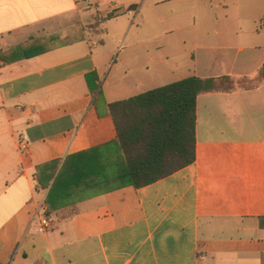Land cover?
Wrapping results in <instances>:
<instances>
[{
  "label": "crops",
  "instance_id": "1",
  "mask_svg": "<svg viewBox=\"0 0 264 264\" xmlns=\"http://www.w3.org/2000/svg\"><path fill=\"white\" fill-rule=\"evenodd\" d=\"M2 50L0 264H264V0H0ZM190 77L235 88L137 189L108 105Z\"/></svg>",
  "mask_w": 264,
  "mask_h": 264
},
{
  "label": "trees",
  "instance_id": "2",
  "mask_svg": "<svg viewBox=\"0 0 264 264\" xmlns=\"http://www.w3.org/2000/svg\"><path fill=\"white\" fill-rule=\"evenodd\" d=\"M55 38L32 40L39 47L34 53H29L27 43L15 51L23 50L24 58H28L50 50L49 43ZM9 51H0V60L9 62L5 57ZM87 79L91 91L99 95L100 85L93 86L89 76ZM263 81L264 66L258 84ZM234 88L230 77H190L108 105L117 130L115 144L125 159L127 182L139 189L192 165L196 159L198 96Z\"/></svg>",
  "mask_w": 264,
  "mask_h": 264
},
{
  "label": "rangeland",
  "instance_id": "3",
  "mask_svg": "<svg viewBox=\"0 0 264 264\" xmlns=\"http://www.w3.org/2000/svg\"><path fill=\"white\" fill-rule=\"evenodd\" d=\"M247 84L250 85L251 83H244V82H243V83H242V86H246Z\"/></svg>",
  "mask_w": 264,
  "mask_h": 264
},
{
  "label": "built area",
  "instance_id": "4",
  "mask_svg": "<svg viewBox=\"0 0 264 264\" xmlns=\"http://www.w3.org/2000/svg\"><path fill=\"white\" fill-rule=\"evenodd\" d=\"M44 223H45V225H47V222L46 221Z\"/></svg>",
  "mask_w": 264,
  "mask_h": 264
}]
</instances>
